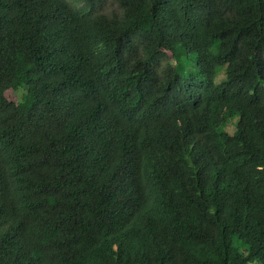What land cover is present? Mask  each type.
I'll use <instances>...</instances> for the list:
<instances>
[{
  "label": "trees",
  "instance_id": "obj_1",
  "mask_svg": "<svg viewBox=\"0 0 264 264\" xmlns=\"http://www.w3.org/2000/svg\"><path fill=\"white\" fill-rule=\"evenodd\" d=\"M251 263L264 0H0V264Z\"/></svg>",
  "mask_w": 264,
  "mask_h": 264
},
{
  "label": "rangeland",
  "instance_id": "obj_2",
  "mask_svg": "<svg viewBox=\"0 0 264 264\" xmlns=\"http://www.w3.org/2000/svg\"><path fill=\"white\" fill-rule=\"evenodd\" d=\"M6 97L8 98V100L17 103L19 101V94L16 93V91L14 90H9L6 92ZM251 264H257V263H251Z\"/></svg>",
  "mask_w": 264,
  "mask_h": 264
}]
</instances>
